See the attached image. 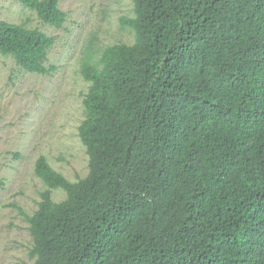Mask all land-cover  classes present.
<instances>
[{
	"label": "trees",
	"instance_id": "16d2710c",
	"mask_svg": "<svg viewBox=\"0 0 264 264\" xmlns=\"http://www.w3.org/2000/svg\"><path fill=\"white\" fill-rule=\"evenodd\" d=\"M17 1L67 21L61 0ZM134 13L121 23L135 42L82 65L89 173L36 161L48 189L21 264H264V0H134ZM55 42L0 19V54L27 72L52 74Z\"/></svg>",
	"mask_w": 264,
	"mask_h": 264
},
{
	"label": "rangeland",
	"instance_id": "374dc122",
	"mask_svg": "<svg viewBox=\"0 0 264 264\" xmlns=\"http://www.w3.org/2000/svg\"><path fill=\"white\" fill-rule=\"evenodd\" d=\"M60 7L68 18L55 28L21 2L0 0V19L56 37L46 62L56 67L50 75L27 72L0 54V264L34 263L27 215L48 189L36 175L37 159L44 155L71 182L89 173L79 136L91 85L82 75L84 61L99 63L107 47L135 42L134 31L121 23L135 15L134 0H61ZM51 193L56 202L66 198L63 189Z\"/></svg>",
	"mask_w": 264,
	"mask_h": 264
}]
</instances>
